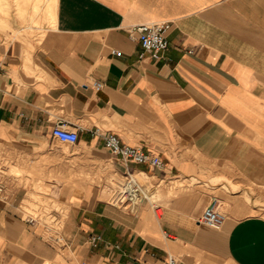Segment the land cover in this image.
Listing matches in <instances>:
<instances>
[{"label": "crops", "instance_id": "1", "mask_svg": "<svg viewBox=\"0 0 264 264\" xmlns=\"http://www.w3.org/2000/svg\"><path fill=\"white\" fill-rule=\"evenodd\" d=\"M146 21L172 23L160 58ZM0 62V264H264V0H0ZM128 172L160 212L112 201Z\"/></svg>", "mask_w": 264, "mask_h": 264}, {"label": "built area", "instance_id": "2", "mask_svg": "<svg viewBox=\"0 0 264 264\" xmlns=\"http://www.w3.org/2000/svg\"><path fill=\"white\" fill-rule=\"evenodd\" d=\"M172 23L170 21H146L133 25L130 28V33L136 34L140 40L142 51L140 56H152L160 58L163 52L168 48V31ZM1 68V62H0ZM100 87L101 82H96ZM53 133L62 140L75 142L79 139L77 129H71L63 124H56L53 128ZM105 145L116 155L124 160L134 161L138 163H149L156 166H162L164 160L158 154L137 145H130L124 142L121 137L115 132H109L104 137ZM150 198L148 190L143 186L140 180L133 172H128L121 178L117 179L114 185V195L112 201L121 206H137L142 200ZM151 199V198H150ZM152 205L160 212V203L155 200H150ZM226 218L225 212L219 207L216 199L204 210L200 220L219 227ZM101 238V235H93L92 241ZM153 264H177V260L173 255H169L166 259L155 262Z\"/></svg>", "mask_w": 264, "mask_h": 264}, {"label": "rangeland", "instance_id": "3", "mask_svg": "<svg viewBox=\"0 0 264 264\" xmlns=\"http://www.w3.org/2000/svg\"><path fill=\"white\" fill-rule=\"evenodd\" d=\"M114 176H116V175H112L111 177H114ZM111 177L108 179V181H109V183H111V181H112V179H111ZM142 181H143V179H142ZM253 184V183H252ZM262 187H264V186H262ZM262 187H260V188H262ZM261 190H263V188L261 189ZM255 192L257 195L259 194L258 192H257V190H253L252 189V192ZM253 192V193H254ZM152 199L153 200H155L156 202H160V199H158L157 197H155L154 195L152 196ZM255 201H256V204L258 205V210L259 211H261V212H263V214H264V198H262V199H254Z\"/></svg>", "mask_w": 264, "mask_h": 264}, {"label": "bare ground", "instance_id": "4", "mask_svg": "<svg viewBox=\"0 0 264 264\" xmlns=\"http://www.w3.org/2000/svg\"><path fill=\"white\" fill-rule=\"evenodd\" d=\"M78 153H79V152H78ZM83 171H84V170H83ZM98 172H99V171H98ZM81 173H82V172H81ZM81 176H82V175H81ZM81 176H80V177H81ZM71 178H72V177H71Z\"/></svg>", "mask_w": 264, "mask_h": 264}]
</instances>
